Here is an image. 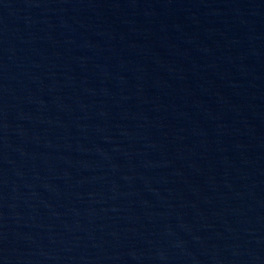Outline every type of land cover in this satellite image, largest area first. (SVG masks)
<instances>
[{
	"label": "water",
	"instance_id": "95a60500",
	"mask_svg": "<svg viewBox=\"0 0 264 264\" xmlns=\"http://www.w3.org/2000/svg\"><path fill=\"white\" fill-rule=\"evenodd\" d=\"M130 45L264 175V0H95Z\"/></svg>",
	"mask_w": 264,
	"mask_h": 264
}]
</instances>
